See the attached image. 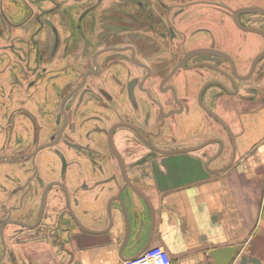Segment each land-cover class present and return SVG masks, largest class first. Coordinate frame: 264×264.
<instances>
[{"label": "water", "instance_id": "95a60500", "mask_svg": "<svg viewBox=\"0 0 264 264\" xmlns=\"http://www.w3.org/2000/svg\"><path fill=\"white\" fill-rule=\"evenodd\" d=\"M227 4L224 3L223 6L228 11H224V15H229L232 19L235 17V21L241 29L236 32L233 24H230L228 29L231 35L229 41L231 46L232 44H235L234 48L237 47L236 45L239 46L237 48L239 63L236 64L234 58L229 60V63L234 67V70L231 69L233 75L224 74L230 82L220 79L211 80L212 76L209 69H214L216 65L200 63L203 54H211L221 58L226 55L221 50L213 49L214 51H210L212 47L209 51L194 47L190 52L185 53L181 62L173 65V70L165 77L169 78L168 81L172 79L171 89L174 92L172 108L157 88L153 89L150 85L145 86L144 83H141L142 79L139 78L137 81L125 80L122 86L124 94L129 99L127 102L129 108L124 112L134 118L135 123L129 118L123 117L122 119L119 116L121 123L112 127L108 132V125L101 121L103 124L97 137L88 138L86 135L88 139L83 142L84 144L73 145L77 148L75 154L69 155L70 160H68V156L63 154L60 159L61 164H64L63 172L59 176L55 175L58 178L56 182L50 181L54 178L52 173H55L54 166L58 163L56 146L61 141L69 122H72L70 107L82 100L89 108L103 105L105 96L101 94L98 85L111 83L112 78L116 79L114 75L106 77V73L101 76L105 67L103 61L107 58L105 53H119L128 49L112 47L98 51L95 55L94 65L96 68L102 69L100 73L87 72L84 74V79L77 77L74 73L65 75V79L61 80L62 84H60L61 87L55 101L57 106L54 107V112L49 115V122H46V125L50 126L57 123V128L53 129L51 126L50 132L43 137L41 136L42 132L39 131L32 138V132L26 131L27 127L24 124H17L14 118L15 115H20L24 120H29L32 125L39 123L41 129L45 126L44 119H38L33 110L16 107V104L17 106L20 105L18 102L23 103L22 96H25L26 86L30 85V80L37 74L30 76V78L22 77L25 81L22 83V92H16L12 106L11 103L9 104L11 106L9 113L5 114L6 109L10 107L6 103L2 105L0 112V120L5 114L2 118L4 125H0V131L7 135L6 138L0 140V264H25L19 260L20 250L25 245L38 242L52 243L58 248V253L69 252L67 246L73 241L74 232L77 229L96 235L100 234V230L90 231L84 224L76 210L78 206L82 208L85 216L96 223L100 222L106 215L109 221L108 233L118 232L120 223H123L125 229L123 245H126L133 225H136L140 231L144 228L146 224L144 219L145 207L149 209L152 228L155 220L153 205L144 191L130 179L129 168L132 165L127 164L128 157L134 160L133 165L136 167L162 154L201 151L218 143L220 150L208 159L209 165L211 161L223 153L225 148V140L220 137L211 139L196 137L192 141L198 142L197 145L177 149L171 148L169 145H158L152 140L153 138L157 142L165 144L167 142L177 143L183 138L182 129L183 132H186L192 128H197L188 136L196 135L198 132L207 136L210 133L218 134L219 128H223L229 136L233 149L231 163L234 161L237 154L235 137L215 110L219 107L228 106L227 96L229 98L236 96L243 101L264 102V28L245 27L238 20L239 15L251 14L257 16L258 21H264V6H247L236 10L233 5L230 7ZM208 29L212 32L213 39L221 32L215 26ZM201 31L203 30L194 31L192 36ZM222 31L224 32V27ZM45 35L47 41L43 43V47L46 49L47 42L51 37L47 31ZM243 37L246 40L244 44L242 42ZM38 45L40 46L39 43ZM99 54L103 56L101 62L100 59L97 62ZM118 56L124 55L118 54ZM54 57L55 55L49 57L51 62ZM186 63H191V66L187 67ZM115 64L122 63L115 62ZM119 68V66H115V68L107 66L105 71L109 74L116 72ZM179 70H181L180 74L175 76ZM68 75L71 77H67ZM92 75L95 77L93 78ZM146 81L147 78H145ZM200 85H202V89L196 96L195 90ZM93 111L100 114L99 109ZM80 121L79 119L78 122ZM99 121L100 119L95 126L90 124L88 129L93 127H96L95 130L99 129ZM8 125H13L16 128L15 132L10 133ZM116 131L120 139L118 142L120 147L123 145L122 152L114 139ZM128 131L135 133L136 136H130ZM107 132L108 136L106 135ZM100 144L101 146L106 145V149L100 147ZM7 152H15L21 156L19 159L10 160V155ZM26 153L32 154L29 156L32 159L42 155L43 157L39 158V162L40 160L45 162L47 166L46 175H48L37 183H29L28 185L25 182L28 170H25L22 165L15 164L23 163ZM204 154L208 155L207 153ZM231 163L217 172L226 170ZM67 165H72L75 169H68ZM112 167L121 172L122 185L116 174L110 175L111 177L108 176ZM9 170H12V175L8 173ZM68 170L70 171L68 172ZM100 178L104 179L100 180ZM111 192L113 194L109 197L108 194ZM114 203H118L121 208V220L112 211ZM103 204L106 211L105 214H100L99 209ZM13 214L17 218L13 217ZM147 247L144 248V251ZM239 251V246L214 249L211 252V257L215 259L217 264H232L233 260L239 256ZM142 253L129 259H134ZM239 264L262 263L257 257L244 255Z\"/></svg>", "mask_w": 264, "mask_h": 264}, {"label": "crops", "instance_id": "0c3cea01", "mask_svg": "<svg viewBox=\"0 0 264 264\" xmlns=\"http://www.w3.org/2000/svg\"><path fill=\"white\" fill-rule=\"evenodd\" d=\"M227 98L228 106L215 111L236 140L237 154L232 163V145L223 128L218 134L197 136L225 140L223 153L209 165L208 159L220 150L218 143L201 151L162 154L136 167L134 160L127 158V164L132 165L130 179L144 191L155 210L153 228L145 207L144 228L140 231L133 225L123 245V223L118 232L108 233L106 215L96 223L78 206L76 210L84 224L90 231L100 230V234L75 230L67 246L69 252L64 253H58L52 243L25 245L19 253L20 262L122 264L142 253L146 246L160 245L169 252L173 264H217L211 257L212 250L231 246L240 247L232 264H239L244 255L257 257L264 264V102ZM183 138L177 143H157L175 149L198 144L192 141L196 137L189 136L190 141ZM229 163L226 170L217 172ZM114 174L122 185L121 172L112 167L108 176ZM100 208V214H105V205ZM112 211L121 220L118 203H114Z\"/></svg>", "mask_w": 264, "mask_h": 264}, {"label": "flooded vegetation", "instance_id": "af4514ba", "mask_svg": "<svg viewBox=\"0 0 264 264\" xmlns=\"http://www.w3.org/2000/svg\"><path fill=\"white\" fill-rule=\"evenodd\" d=\"M44 2H52L53 6L45 8V11L59 18V20L56 18L57 23L52 29L47 28L49 31L46 29L51 37L47 42L46 49L49 53L56 49V52L51 54L52 56L55 55L52 62L55 61L61 65L69 64L68 61L72 62L77 69L73 72L77 77L84 79V74L87 72L100 73L102 71L100 67L96 68L94 65L95 55L98 51L112 47L128 49L119 53H105L107 58L103 61L105 67L101 76L106 73V77L114 75L116 79L112 78L111 83L98 85L101 94L105 96L103 105L89 108L82 100L70 107L72 122H69L61 141L56 146L58 163L54 166L56 171L52 173L54 178L50 180L51 182H56L58 178L55 175L59 176L63 172L64 164H61L60 160L63 154L68 156V160H70L69 155L75 154L77 148L73 145L84 144L83 142L88 138L97 137L103 124L101 121L108 125V132L112 127L121 123L119 116L122 119L125 117L135 121L134 118L124 112L129 108L127 106L129 99L124 94L122 86L125 80L137 81L139 78L142 79L141 83H144L145 86L150 85L153 89L157 88L165 96L168 105L171 106L174 103V92L171 89L172 79L168 81L169 78L165 77L173 70V65L181 62L185 53L190 52L194 47L208 49L206 51L212 47L210 51H214L213 49L221 50L226 55L221 58L211 54H203L200 63L217 66L214 69H209L212 76L211 80L220 79L230 82L224 74L233 75L231 69L234 70V67L229 63V60L234 58L235 63H239L237 59L239 46L236 45V48L233 47L235 44L231 46V42H229L231 35L228 29L230 24L234 25L236 32L241 29L238 27L235 17L232 19L229 15H224V11L228 12L223 8L224 3H228L227 5L230 7L233 5L236 10L247 6H264V0H44ZM238 20L245 27L264 28V21H258L259 18L255 15L242 14L239 15ZM212 26L221 31L214 39L212 32L208 29ZM223 27L224 32L222 31ZM197 30L203 31L192 36V33ZM214 40L215 42H213ZM209 41L210 43H208ZM242 42L243 44L246 43L245 37H243ZM118 54L124 56H118ZM102 57L99 54L97 62L99 59L101 62ZM115 62L122 64L116 65ZM107 66H112V68L119 66L120 68L116 72L108 74L105 71ZM186 66L190 67L191 63H186ZM203 69L206 71L205 68ZM180 71L175 76L179 75ZM92 77L94 78L95 75ZM145 78H147L146 82ZM20 82L22 84L25 81L22 78ZM201 89L202 85L197 86L196 96ZM231 89L233 90V88ZM136 90L138 94V87ZM22 99L24 102L19 106L31 109L27 95L22 96ZM132 107L134 108V106ZM97 109H99L100 114L93 111ZM97 118L100 119L99 129L95 130L96 127L88 129L90 124H94V126L97 124ZM79 119L80 122H78ZM8 126L9 130L15 132L16 128L13 125ZM32 129L34 135L38 134L39 131L41 132V125L35 123ZM196 129L192 128L186 132H183L182 129V135L186 136L183 139H187L188 135ZM128 133L130 136H136L131 131ZM200 133L190 136L197 137ZM117 134L116 131L114 139L121 151L120 143H118L120 139ZM152 140L157 143L155 138ZM100 147L106 149V145L101 146L100 144ZM7 154L10 155V160L19 159L21 156L15 152H7ZM25 155L23 163L15 164L22 165L25 170H28L25 180L27 185L37 183L48 176L46 175L47 166L45 162L43 163L42 160L39 162V158L43 157L42 155H38L35 159L29 157L32 154L26 153ZM67 168L75 169L72 165H67ZM8 173L12 175V170H9ZM13 217L17 218L14 214Z\"/></svg>", "mask_w": 264, "mask_h": 264}, {"label": "rangeland", "instance_id": "374dc122", "mask_svg": "<svg viewBox=\"0 0 264 264\" xmlns=\"http://www.w3.org/2000/svg\"><path fill=\"white\" fill-rule=\"evenodd\" d=\"M49 6H53L52 2L44 0H0V112L5 103L8 106L11 103L12 106L16 92H22V77L30 78L37 74L30 80V85L26 86L24 94L27 95L35 116L44 119L42 137L50 132L51 126L53 129L57 128V123L50 126L46 125V122H49V115L57 106L55 101L65 75L73 74L77 70L70 61L69 64L63 65L51 62L49 57H52L51 54L56 52V49L49 53L48 49L43 47V42L47 41L46 29H52L57 23V17L45 11ZM11 106L6 109L5 114L9 113ZM16 107L21 108L17 104ZM49 109L51 111H48ZM2 118L1 126L4 125ZM14 118L17 124L27 127L26 131L32 132L33 138L34 125L20 115H15ZM9 132L12 133L11 130ZM6 137L7 135L0 131V140Z\"/></svg>", "mask_w": 264, "mask_h": 264}, {"label": "built area", "instance_id": "2783aa9c", "mask_svg": "<svg viewBox=\"0 0 264 264\" xmlns=\"http://www.w3.org/2000/svg\"><path fill=\"white\" fill-rule=\"evenodd\" d=\"M122 264H173L169 252L160 245L152 246L134 259L123 261Z\"/></svg>", "mask_w": 264, "mask_h": 264}]
</instances>
